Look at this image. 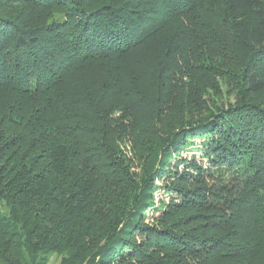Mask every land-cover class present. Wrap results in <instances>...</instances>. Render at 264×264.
<instances>
[{
	"label": "trees",
	"instance_id": "trees-1",
	"mask_svg": "<svg viewBox=\"0 0 264 264\" xmlns=\"http://www.w3.org/2000/svg\"><path fill=\"white\" fill-rule=\"evenodd\" d=\"M2 1L82 20L0 7V264H264V0ZM152 37L162 55L135 67ZM202 47L243 60L230 90L244 102L186 116L139 182L113 144L159 139L148 122L194 103L167 88L186 89ZM195 137L211 165L179 171Z\"/></svg>",
	"mask_w": 264,
	"mask_h": 264
},
{
	"label": "rangeland",
	"instance_id": "rangeland-1",
	"mask_svg": "<svg viewBox=\"0 0 264 264\" xmlns=\"http://www.w3.org/2000/svg\"><path fill=\"white\" fill-rule=\"evenodd\" d=\"M0 7L5 11L6 14L13 15L16 14V20L25 22L28 20L29 24H35L36 21L51 19V18H60L59 22L61 23L60 28L66 25H70L71 22L76 20L81 21V17L72 12L69 7L63 9H56L51 13L46 11H34L28 7L20 5H9L4 1H0ZM38 12L40 15H38ZM13 18V19H15ZM68 32V31H67ZM216 36L221 37V35L216 34ZM155 38H149L146 42L137 44L130 52V58L135 63V67L144 68L147 65L146 61H151L154 57L160 56L163 53V49L159 51V47L155 45ZM224 40V39H223ZM225 46H228L227 43L222 42ZM208 47V46H207ZM225 49V48H224ZM202 55L200 59L195 58L194 66L192 67L193 71L195 70L193 79L186 80V89H179L178 85L169 83L171 87H168L167 90L172 92L173 97H178L182 94V98L186 101L185 105L188 102H194L190 104L187 108L178 107L179 114H170L164 122L154 123V121L148 122L147 129L148 131H154V128L158 131L160 138H154L149 132L146 133L139 142L131 141H120L118 140L113 144V147L116 148V152L119 154L125 163L130 167V171L133 177L139 181L141 175L146 169H149L152 164V159L154 157L155 149L157 150L162 141H165L167 137L172 133L173 130L182 122V120L187 116L191 117L193 115H202L208 112L211 108H216L218 106H229L233 103L244 102L243 99H239L236 90L233 92L230 90V83L236 79L235 76L241 77L245 73L243 67V60H240L238 54H232L229 49L222 51L220 54H215L214 49L210 51L206 47L201 48ZM207 63V64H206ZM206 65H210L207 66ZM250 70V69H249ZM192 71V72H193ZM152 75L149 72L143 73L142 80L145 83H149L152 80ZM148 87L149 84H148ZM152 89L150 88L147 93H151ZM197 103V104H196ZM193 104L195 106H193ZM171 111H174V107H171ZM186 109V110H185ZM187 112V113H186ZM147 122H145L146 124ZM210 138L203 137L193 138V143L186 148L180 149V155L171 160V165L176 163L179 171L183 167L187 166L185 162L178 164L176 159L186 158L190 161L197 162L201 167H207L211 165L207 157L204 155V147L207 145V141ZM206 142L204 144L203 142ZM212 143V141H211ZM209 143V145H211ZM118 157V156H117ZM191 169V168H190ZM111 169L107 170V173ZM113 175H115V181L121 179L119 172L116 169H112ZM191 171V170H190ZM118 179V180H117ZM140 182V181H139ZM161 183V180H158ZM117 192V191H116ZM168 193V192H167ZM162 188L155 190L154 192V202L153 205H157L160 200H169L168 195ZM153 208L147 209L148 214L150 215L145 217L146 222H148L151 215H155L158 211L153 210ZM261 258L264 259V249L260 250ZM61 255L57 253H50L47 255L46 264H60Z\"/></svg>",
	"mask_w": 264,
	"mask_h": 264
}]
</instances>
